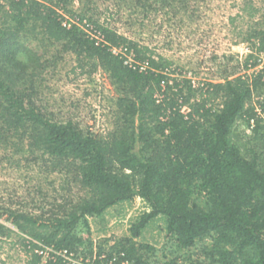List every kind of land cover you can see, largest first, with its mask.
<instances>
[{"label":"trees","instance_id":"16d2710c","mask_svg":"<svg viewBox=\"0 0 264 264\" xmlns=\"http://www.w3.org/2000/svg\"><path fill=\"white\" fill-rule=\"evenodd\" d=\"M260 1L235 2L227 18L232 42L249 45L245 69L264 53ZM75 2L0 0V166L33 164L64 183L43 204L0 196V264H68L63 250L78 264H152L155 246L138 238L155 220L174 248L163 264H264V68L195 83L114 26L127 11L188 29L204 23L209 0ZM65 54L73 79L108 74L116 95L106 133L58 119L43 104L46 77ZM238 122L252 131L244 147L234 138ZM136 197L148 210L127 235L96 246L88 218ZM46 248L56 253L43 262Z\"/></svg>","mask_w":264,"mask_h":264},{"label":"rangeland","instance_id":"374dc122","mask_svg":"<svg viewBox=\"0 0 264 264\" xmlns=\"http://www.w3.org/2000/svg\"><path fill=\"white\" fill-rule=\"evenodd\" d=\"M256 1L261 4L260 0ZM235 2L240 0H209L202 5V10L207 12L204 23L192 24L188 29L176 30L172 23L160 16L142 22L140 13L135 12L126 17L127 11H123L122 17H116L114 26L130 38L151 46L157 53L171 59L173 68L177 69L176 75L190 78L195 83L221 81L225 75H250L262 68L258 63L256 67L245 69L244 60L251 52L249 45L232 42L227 18L236 12ZM74 5L79 6V0ZM73 64V57L65 54L53 66L43 84L42 102L58 119L71 118L84 130L104 134L111 128L115 88L108 74L103 71L92 77L73 79L74 75L69 73ZM238 125L234 138L244 147L252 131L243 122H238ZM240 131H245V134L238 136ZM63 186L59 174L46 173L33 164L16 170L7 165L0 166V196L8 202L25 206L34 197L43 204L60 196ZM40 187L44 193L42 196L38 193ZM146 210L147 203L136 197L132 201L112 206L101 216L89 217L91 239L98 246L104 239L127 235L132 221ZM79 231L84 236L88 234L85 227ZM138 240L155 246L156 251L149 257L152 264H163L173 254L174 248L166 236L163 220L151 222ZM204 244L199 243L189 250L190 253L195 255Z\"/></svg>","mask_w":264,"mask_h":264},{"label":"built area","instance_id":"2783aa9c","mask_svg":"<svg viewBox=\"0 0 264 264\" xmlns=\"http://www.w3.org/2000/svg\"><path fill=\"white\" fill-rule=\"evenodd\" d=\"M116 52H119V49H115ZM130 61H132V58H130ZM259 65L264 68V53H262L260 55V59H259ZM53 248H46L44 250H40V254L43 255V262H45L49 257L51 252H53ZM55 252V251H54ZM56 253V252H55ZM59 254H61L64 258L67 259L68 264H78L80 263V261H78V259L76 257H74V254H68L67 250H63L58 252ZM104 257V256H103ZM88 261V260H87ZM85 264V263H82ZM102 264H111V263H102Z\"/></svg>","mask_w":264,"mask_h":264},{"label":"crops","instance_id":"0c3cea01","mask_svg":"<svg viewBox=\"0 0 264 264\" xmlns=\"http://www.w3.org/2000/svg\"><path fill=\"white\" fill-rule=\"evenodd\" d=\"M130 201H132V200H130ZM123 202H128V201H123ZM121 203V202H120ZM111 208V207H110ZM128 233V232H127Z\"/></svg>","mask_w":264,"mask_h":264}]
</instances>
